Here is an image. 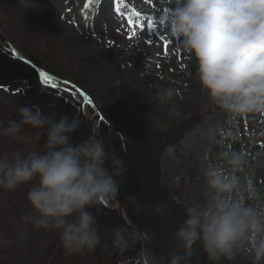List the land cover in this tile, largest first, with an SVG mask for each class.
<instances>
[{
  "label": "rangeland",
  "instance_id": "1",
  "mask_svg": "<svg viewBox=\"0 0 264 264\" xmlns=\"http://www.w3.org/2000/svg\"><path fill=\"white\" fill-rule=\"evenodd\" d=\"M30 2L33 7L23 10L17 0H0L10 11L8 18L0 8V39L5 40L10 51L15 49L22 55L26 52L35 62L62 73L69 80L63 82L65 86L71 89L74 85L94 103L119 104L161 131L198 111L205 115L202 125L186 134L179 146L167 149L162 155V182L170 189L183 191L185 211L188 206L204 203L208 186L203 169L208 165L238 177L239 186L234 195L242 202L264 207L261 197L264 113L234 116L209 99L200 85L194 55L185 51L179 40L173 39L148 13L155 12L159 17L168 11L159 4H169L170 0H121L123 16L115 12L114 0H101L87 13V19L83 10L86 0ZM133 10L141 13L139 18L133 15ZM129 17L137 24H144L143 29H135L136 35L131 40L128 35L132 29L126 23ZM149 20L152 27L147 26ZM164 39L170 42L167 56L163 52ZM192 68L196 71L190 76ZM172 73L179 77H173ZM167 89L173 91L170 99L162 98V92ZM173 107L175 113L171 111ZM91 117L93 122L96 115ZM8 119L20 117L15 114L12 91L4 87L0 88V120ZM96 123L97 117L95 126ZM24 135L32 142H10L0 137V155L17 148L39 150L32 135L26 131ZM233 139L242 140L243 151L248 155L239 170L230 169L224 156ZM255 145L259 149L252 157ZM30 187L31 184L15 190L0 188L2 264H42L48 248L60 238L59 230H34L23 219L31 214L26 198ZM232 262L256 264L248 251L239 253ZM259 264H264V260Z\"/></svg>",
  "mask_w": 264,
  "mask_h": 264
},
{
  "label": "clouds",
  "instance_id": "2",
  "mask_svg": "<svg viewBox=\"0 0 264 264\" xmlns=\"http://www.w3.org/2000/svg\"><path fill=\"white\" fill-rule=\"evenodd\" d=\"M25 10L30 0H17ZM173 7L156 20L182 48L194 55L201 87L219 108L234 116L264 113V0H170ZM173 91L162 92L170 99ZM175 113V108L171 110ZM19 120H0V137L31 143L26 126L44 135L42 151L15 149L0 155V188L15 190L31 184L26 198L31 214L23 219L34 230H59L67 254L95 251L101 244L96 217L89 209L112 201L119 192L123 161L94 138L72 142L80 127L77 117L45 114L36 105L18 109ZM233 170L245 164L243 154L226 160ZM208 190L202 204L186 208V219L173 234L177 251L167 257L145 252L142 264H190L199 243L209 261H232L251 252L264 260V207L242 202L234 193L235 175L208 165L203 169ZM131 199V198H130ZM157 211H162L160 207ZM136 238L119 226L113 229V247L127 252Z\"/></svg>",
  "mask_w": 264,
  "mask_h": 264
},
{
  "label": "trees",
  "instance_id": "3",
  "mask_svg": "<svg viewBox=\"0 0 264 264\" xmlns=\"http://www.w3.org/2000/svg\"><path fill=\"white\" fill-rule=\"evenodd\" d=\"M95 6L96 4L90 6L87 13ZM159 6L165 10L173 7L171 3H161ZM148 13L153 19L158 18L155 12ZM5 43L3 38L0 39V88L7 87L12 91L15 98V114L19 116L18 109L22 106L36 105L45 114L54 113L57 118L77 117L80 127L72 134L73 143L94 137L91 116L96 114L95 129L101 142L107 151L114 152L121 158L125 170L123 177L118 178L122 182L115 198L123 206L127 222L119 213L114 200L101 201L89 209L96 217V226L101 235V244L95 251L85 250L69 255L59 238L48 248L42 264H125L124 260L134 259L143 252L145 254L150 251L167 257L177 251V241L173 234L186 219L187 213L183 203V191L170 189L162 182V155L167 149L179 146L186 134L202 125L205 115L198 111L186 120L171 124L168 129L161 131L119 104L100 106L93 102L91 106L82 95L63 84L69 80L62 73L49 70L38 61L35 62L26 52L23 56L32 64L18 59ZM37 66L55 78L57 87L41 82ZM195 71L192 68L190 76L195 75ZM172 75L179 77L175 73ZM75 85L78 87V84ZM24 131L32 135L37 148L42 151L44 135L41 134L40 140L37 141L35 135L38 129L26 126ZM229 145L224 155L226 160L231 152L243 154L245 160L248 158L243 151L244 144L241 139H233ZM258 149L259 145H255L252 157ZM261 197L264 198V189L261 190ZM158 207L162 211H157ZM117 226L136 238L135 247L127 252L122 253L113 247V229ZM130 227L136 228L148 240L145 250L144 240ZM194 249L190 264H215L208 260L199 243ZM142 258L128 264H142ZM218 264L234 263L222 259Z\"/></svg>",
  "mask_w": 264,
  "mask_h": 264
},
{
  "label": "snow or ice",
  "instance_id": "4",
  "mask_svg": "<svg viewBox=\"0 0 264 264\" xmlns=\"http://www.w3.org/2000/svg\"><path fill=\"white\" fill-rule=\"evenodd\" d=\"M100 2H101V0H86L85 4L83 6V10L85 11V19H87V10L90 8V6H92L93 4L99 5ZM114 3H115V12L123 16L124 13H123V11H122V9L120 7L121 0H114ZM133 15L135 17L139 18L141 13L138 12V11L133 10ZM126 23H127L128 27L132 29V31L128 35V39H130V40L136 35L135 29L137 27H139L141 29L144 28V24L143 23L137 24L136 21L131 19V17H129L127 19ZM147 26L148 27H152L153 26L151 20H149L147 22ZM149 43H151V41H149ZM169 43L170 42L167 39L163 40V52H164L165 56H167L168 53H169ZM39 76H40L41 82L44 85H51L54 88L57 87V84L55 82V78L50 76L47 72L41 71L39 73ZM65 83H68V82L66 81ZM81 94L83 95V93H81ZM84 98L87 101V104L91 105L93 103L91 98H89L87 96H85Z\"/></svg>",
  "mask_w": 264,
  "mask_h": 264
},
{
  "label": "water",
  "instance_id": "5",
  "mask_svg": "<svg viewBox=\"0 0 264 264\" xmlns=\"http://www.w3.org/2000/svg\"><path fill=\"white\" fill-rule=\"evenodd\" d=\"M11 52H12L13 54H15V56H16L18 59H20V60H22V61H24V62L26 61L27 63L32 64V63H31L26 57H24V56H23L21 53H19L17 50L14 49V50H11ZM36 69H39L38 66L36 67ZM70 87H71V89H72V88L76 89V93H77V94L82 95V94H81L82 92H81V90H80L79 88H76L74 85H72V86H70ZM82 96L85 97L86 95H84V93H83ZM84 99H85V98H84ZM91 106H92V104H91ZM93 107H94V106H93ZM95 115H96V114H95ZM95 121H96V117L93 119V122H92L93 135H94V138H96V139H98V140L101 141V139H100V137H99V134L97 133V131H95V128H94V126H95ZM113 200H114V202L116 203V205L118 206L117 209H118L119 213H120L121 216L124 217L125 220H126L123 206H121V204H119V202L117 201L116 198H114ZM126 222H127V220H126ZM130 228H132V227H130ZM132 229L135 230V231L139 234V236H140L142 239H144V248H146V245H147V239H145V236H144L141 232H139L136 228H132ZM142 256H143V254L136 256L134 259H127V260H124L123 262H125V264H128V263L134 262V261H136V260H140V259L142 258Z\"/></svg>",
  "mask_w": 264,
  "mask_h": 264
},
{
  "label": "bare ground",
  "instance_id": "6",
  "mask_svg": "<svg viewBox=\"0 0 264 264\" xmlns=\"http://www.w3.org/2000/svg\"><path fill=\"white\" fill-rule=\"evenodd\" d=\"M0 8H2L3 12L5 13V15L10 18V11L7 7H5L4 5L0 4Z\"/></svg>",
  "mask_w": 264,
  "mask_h": 264
}]
</instances>
